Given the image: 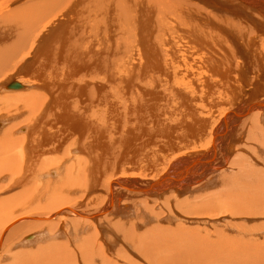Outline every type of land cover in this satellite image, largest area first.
Here are the masks:
<instances>
[{
  "label": "bare ground",
  "instance_id": "obj_1",
  "mask_svg": "<svg viewBox=\"0 0 264 264\" xmlns=\"http://www.w3.org/2000/svg\"><path fill=\"white\" fill-rule=\"evenodd\" d=\"M8 1L2 4L4 9L0 5L3 9H0V92L5 96L11 92V98L12 95L19 98L21 94L23 100L20 96L19 101H24L26 109L37 105L31 123L25 125L26 129L23 127L25 135L20 140L14 138L17 131L14 137L9 132L15 131L9 130V125H5L7 130L0 131L2 145L8 147L6 140H9V146H18L16 152L21 153V158L16 155L17 160L4 158L2 166L10 170L13 178L28 180V170L31 180L39 181L40 186L45 180H55L66 169V162L54 161L59 164L54 170L36 168L42 157L68 143L70 151L79 155L75 158L87 157L86 169L82 164L80 171L89 174L92 184L99 183L98 174L102 171L114 169L112 160L118 164L124 158L122 161L131 164L127 165L131 167L129 171L143 167L151 173L161 167L160 159L167 161L166 166L156 171L154 180L150 178L152 181L139 184L140 187L139 180L109 176L104 182L107 199L101 201L108 200L107 208L101 207L93 216L99 218L113 210L119 213L121 195L114 193L116 188L131 193L132 197L140 194L149 200L167 194L181 197L191 188L203 187L227 163L228 145L234 134L230 132L234 128L235 132L250 114L259 112L260 119L264 113V0H24L22 5L19 4L22 0ZM11 6L15 7L10 9ZM3 79L10 80L3 84ZM12 82L20 87L9 88ZM12 101L8 102L15 106ZM8 104H0L3 107L0 108L4 110ZM228 104L226 108L222 106ZM218 110L223 112L215 115ZM198 144L200 151L191 152V148L190 153H183ZM175 153L180 155L168 159ZM205 154L207 161L203 160ZM206 164L209 170L203 168ZM63 181L69 186L67 179ZM75 181L71 186L76 185ZM20 204L19 207H24L26 202ZM70 208L66 211L76 217L89 220L92 216L87 213L83 216ZM91 208L94 209L92 205ZM0 210L7 216V210L6 214ZM15 223L3 230L0 247L4 233ZM32 227L30 224L28 231ZM58 250L39 254L48 259L66 254L64 248Z\"/></svg>",
  "mask_w": 264,
  "mask_h": 264
},
{
  "label": "rangeland",
  "instance_id": "obj_2",
  "mask_svg": "<svg viewBox=\"0 0 264 264\" xmlns=\"http://www.w3.org/2000/svg\"><path fill=\"white\" fill-rule=\"evenodd\" d=\"M7 1L8 0H0L1 7L2 4ZM25 1L22 0L19 4L24 3ZM13 7L15 6H11L9 8L11 9ZM2 8L4 9V7ZM2 8L0 9L3 10ZM258 79L259 78L256 80ZM8 80L3 79L1 83L6 84ZM5 93L7 92H4V94ZM11 94L12 93L10 92V95ZM25 94L27 93L25 92ZM10 95L6 94L5 96L3 95V92H0V97L2 98L0 101L1 105H5L6 103L5 106H7L9 103L8 101L11 99H13L12 102L15 104V106L13 103L10 105V102L8 104L10 106L6 109L5 107L4 110L0 108V118H2L0 119V131L2 129L3 132V130H7V128L9 130L13 129L15 131H8L13 137L17 131V137L15 136L14 138L15 140H20L21 135H25V125L31 123L30 121L33 119L32 115L34 116L36 113L35 110H37V105H35L33 108L30 107L32 110L29 107L26 109L24 101H19L21 99L20 96L23 100V96L21 94H19L20 99L18 98V95H12V98ZM4 97H8V100L5 101L6 98ZM41 99L44 100L45 98L42 97ZM259 99H262V97L260 96ZM1 105L0 107H2ZM222 106H225L226 108V106H229V104ZM25 110H29L28 113ZM21 111L22 113H20ZM221 112H223V110H218L214 114L218 115L221 114ZM258 113L259 112H254L253 114H250L248 117L243 119V122H241L242 125H240L239 128L236 127L238 129H236L235 132V128L230 132L231 135L234 133L232 135L234 138L232 137L233 142H230L232 145H228V148H230L227 163L225 164L224 168L211 175V178L209 177L210 180L208 178L206 180L207 183L204 184L203 187L191 188L190 190H187V194H183L184 196L181 195L182 198L177 196L171 197L167 194L168 196L164 195L162 198H154L149 200L140 194H138L140 197L137 194H132V197L130 196L131 193L127 192L126 194L125 190L116 188V192L114 190V193L118 194V192H120L119 194L121 195V197H119L120 200L118 199L120 214L117 212V210H113L111 211L112 213H107L99 218L96 217L97 215L93 216V214H97L102 208L104 209L107 206V188L106 185H104V182L110 178L109 176L114 175V178L118 176L117 178L120 179H122V177L123 179L128 178L127 180L131 179L130 181L136 179L137 181L139 180L138 186L139 184L145 185V183H148V181L150 182L154 180V177L158 172L157 170H161L164 166H166L167 161L163 162L160 159L161 167L155 171H152L151 173V171H145L143 167H138V170L129 171L131 167L128 166L131 164L128 162L126 164L125 161H122L124 158L119 159L121 162L118 164L115 162L116 160H112V163L114 162L117 164V166L115 167V164L113 163L114 169L110 170L111 172L102 171L101 174H98V177L101 176V179H99L98 183L99 185L92 184L90 182L89 174L86 171H80L83 165V168L86 169L85 165L87 163V157L82 155L80 158H75V156L78 157L79 155H76L70 151V143H68L67 145L64 144L65 146L62 145L57 151L49 154V156L47 154L46 157H42L38 163L36 169L41 168L38 171H42L45 169L43 167H46L50 170L58 168L59 164L55 163L54 161L61 160L66 162V169H63V171L59 172L60 174L54 178L55 180L48 179L44 181L45 183H41L42 186L46 187L44 188L40 186L39 181L31 180L30 171L27 170L28 180L24 181L23 179L22 182V178H13L10 170L2 166L5 159L17 160L18 156L16 157V155H19V158H21V153L17 154L16 152L18 146H11V143L9 146V140H6L8 142L6 143L8 147L2 145L3 136H0V153L3 155L2 157L0 155V166L3 167L2 169L0 167V171L2 170L0 172V177L4 178V182H0V188L2 189L0 190V204L2 201H6V204H2L0 209L3 210L6 207L5 210L8 212L7 216H10H5L0 210V237L3 234V230L7 228L9 224H13V222L15 223L16 219H20V222H16L12 228L8 229V231L3 235L2 244L0 247V264H264V113L260 114L263 117H260V119L257 117ZM25 115H29V119L31 120H28V116L25 117ZM254 117H256V119ZM25 118H27L26 121ZM251 118H254L255 121H251ZM20 120H22V123ZM24 121L26 122L25 124ZM5 125H9V127L6 128ZM209 127H211V125ZM18 129H20V135ZM2 132H0V135H2ZM200 146L201 145L198 144L196 146L189 147V152L186 150L187 152L185 151L183 153H190L191 148V152H198L201 150ZM12 149L16 150L12 151ZM219 149L220 147L218 148V151ZM10 153L14 154L15 156H11ZM178 155L180 154L175 153L168 159H172L174 156L176 157ZM208 155H210V152ZM218 155H221V153ZM51 156L55 159L51 158ZM206 156L207 155L205 154V157L203 158L204 161L209 159L206 158ZM8 157L9 159H7ZM81 158L83 160H81ZM51 160H53V162ZM125 160L127 161V159ZM42 162L43 164L39 165ZM51 162L52 164L54 163L55 167L52 164L51 166H47L50 165ZM120 163L121 165H119ZM215 164L218 166L217 163ZM211 167L212 164L210 165V168ZM70 168L72 169L70 170ZM74 168L77 169L76 171L78 174L75 172ZM203 168H206L205 170H209L207 164L206 166L204 165ZM142 170H144L145 173ZM79 171L81 173H79ZM66 175L67 177H65ZM69 175L74 176L70 177ZM62 176L63 180L67 179V181L70 182V184L68 183L69 186L73 184L72 182L74 180L77 181H75L76 185L74 184L71 186V189L73 190L70 189L66 181L62 180ZM56 178L59 179L56 180ZM10 179L12 180V183ZM59 180L61 184L64 182L63 186H61V184L58 186ZM78 180L83 182L78 183ZM100 180L102 181V184ZM53 181L56 183L58 182L57 185L53 183ZM49 182H51V184ZM6 183L9 184V186H7ZM13 183L14 185H18L19 183V185L14 187ZM82 183L85 184L82 185ZM50 185L53 186L50 187ZM80 186L86 189L82 190ZM138 186L136 189L140 187ZM57 187L62 188L60 189L62 194ZM78 188L80 189L78 190ZM73 192L74 196L72 195ZM121 193H124V195ZM104 197L106 198L103 199L105 202H101L102 198ZM51 199L52 201H49ZM65 199L68 202L70 200L69 204L67 201L64 202ZM123 199H125L126 202H124L125 200ZM171 199H173V201ZM11 201L13 202L10 205ZM58 201L62 205L64 204V207L59 204L61 205L59 209ZM87 201H89L88 203H91L87 204ZM25 202L29 208L25 207L26 205L24 207L22 206L25 204ZM99 202L101 203L99 204ZM119 202L123 203L119 204ZM20 203L23 204L21 205ZM19 204L23 208L19 207ZM56 204L58 205V208L56 207ZM91 205L94 207V209L91 208ZM45 206L47 208H45ZM50 206H53L54 208H52L56 210L53 211ZM82 206L84 209H80L83 208ZM126 206H128L130 210H125L126 208H123ZM10 208H12V211H10ZM39 208L42 209L37 211ZM67 208L72 210L76 209L75 211L83 216H86L85 213L92 216L88 218L89 220L79 218L71 212L68 213L66 211L68 210ZM5 210H3L4 213L6 212ZM90 210L92 211L89 212ZM62 211L66 212L67 214H64ZM126 211L127 213H125ZM59 212H62L63 214L60 216ZM81 212H83V214ZM122 212L125 214H122ZM50 213H52V216ZM113 213H115L116 217ZM55 214L57 215L55 216ZM23 215H26V217ZM36 216L38 218H35ZM44 216L47 218H44ZM95 218H97V220ZM90 219L92 220L90 221ZM30 224L33 225V227L28 231L27 228L30 226ZM15 230H17V232ZM39 233H41V235ZM38 235L42 237L37 238L38 240H35L34 237H37ZM142 235L143 237H141ZM90 236L92 238H90ZM30 241H32V244H28V246L27 243H30ZM60 247L62 249L64 248V252L66 251V254L63 255V257L65 256L64 258L57 257L48 259L44 256V254L43 257L41 256V254L47 250H49V252L50 250L53 252L57 250L56 253H58V249H60ZM40 252L41 254H39ZM44 258H46L45 261Z\"/></svg>",
  "mask_w": 264,
  "mask_h": 264
},
{
  "label": "water",
  "instance_id": "obj_3",
  "mask_svg": "<svg viewBox=\"0 0 264 264\" xmlns=\"http://www.w3.org/2000/svg\"><path fill=\"white\" fill-rule=\"evenodd\" d=\"M19 87L20 86L17 83H14V82L9 84V88H19Z\"/></svg>",
  "mask_w": 264,
  "mask_h": 264
}]
</instances>
